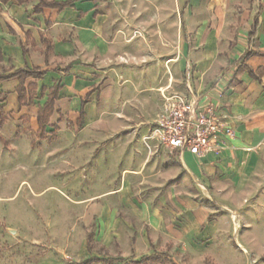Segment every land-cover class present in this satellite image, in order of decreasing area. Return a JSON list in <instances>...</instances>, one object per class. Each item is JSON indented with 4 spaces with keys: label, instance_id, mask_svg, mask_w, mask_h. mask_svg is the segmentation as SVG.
<instances>
[{
    "label": "rangeland",
    "instance_id": "1",
    "mask_svg": "<svg viewBox=\"0 0 264 264\" xmlns=\"http://www.w3.org/2000/svg\"><path fill=\"white\" fill-rule=\"evenodd\" d=\"M95 1L110 54L92 65L114 95L100 127L32 134L25 119L24 141L0 143V264H135L136 239L138 256L152 250L140 264H264L262 207L212 204L150 139L162 95L182 91L194 68L191 35L180 57L182 1ZM20 90L25 105L43 97ZM205 215L220 230L214 237L196 230ZM150 217L169 235L153 233Z\"/></svg>",
    "mask_w": 264,
    "mask_h": 264
},
{
    "label": "crops",
    "instance_id": "2",
    "mask_svg": "<svg viewBox=\"0 0 264 264\" xmlns=\"http://www.w3.org/2000/svg\"><path fill=\"white\" fill-rule=\"evenodd\" d=\"M42 1L57 6H45ZM181 1L184 37L180 57L187 55V36L191 35L188 55L194 68L191 77L186 73L178 92L186 93L189 87L200 102L207 98L217 105L235 135L218 155L175 156L178 168L195 185L207 188L210 202L224 211L232 212L237 206L264 210V0ZM96 12L95 0H0V78L20 71L43 74L26 78L20 87H32L37 98L43 95L33 104L22 103L24 90H18L17 78L0 82V119L6 117L0 120L4 142L24 141L19 131L25 119L32 134H49L54 127L63 134L101 126V112L114 95V87L104 81L107 73L92 65L95 56L110 54L102 30L105 17ZM43 47L50 49L48 58ZM53 92L52 113L40 128L38 112ZM155 114L156 109L154 118ZM208 218L201 217V227L196 229L204 238L220 231ZM164 221L150 217L146 224L155 234L169 235ZM178 230L180 236L188 237ZM138 241L135 264L145 256L152 258L150 249L147 255L138 256Z\"/></svg>",
    "mask_w": 264,
    "mask_h": 264
},
{
    "label": "built area",
    "instance_id": "3",
    "mask_svg": "<svg viewBox=\"0 0 264 264\" xmlns=\"http://www.w3.org/2000/svg\"><path fill=\"white\" fill-rule=\"evenodd\" d=\"M226 116L209 99L200 102L187 87L186 93L173 92L162 100L150 127V139L169 153L189 154L201 159L210 153L220 154L234 131Z\"/></svg>",
    "mask_w": 264,
    "mask_h": 264
},
{
    "label": "trees",
    "instance_id": "4",
    "mask_svg": "<svg viewBox=\"0 0 264 264\" xmlns=\"http://www.w3.org/2000/svg\"><path fill=\"white\" fill-rule=\"evenodd\" d=\"M43 4L45 6H49V7H54V6H57V5H53V4H49V3H45L44 1H42ZM42 73L36 71V70H33V71H20L18 72L17 74L15 75H12L10 77H5V78H0V82L1 81H4V80H8L10 78H17L18 81H19V88L18 90H20V87H22V83L23 81L26 79V78H41L42 77ZM17 90V91H18ZM56 98V92H53L52 94H50L49 98H48V101L47 103L45 104V106L39 110L38 112V123H39V127L42 128L46 118H48L50 116V114L52 113V103H53V100ZM4 141L2 140V138L0 137V143H2L3 145H5L3 143ZM91 240H92V237L89 236L87 238V248L88 246L90 245L91 243Z\"/></svg>",
    "mask_w": 264,
    "mask_h": 264
}]
</instances>
